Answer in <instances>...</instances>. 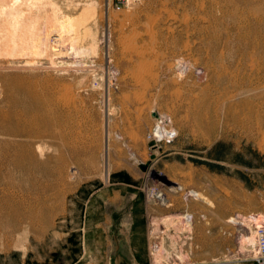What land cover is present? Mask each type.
<instances>
[{
	"label": "rangeland",
	"instance_id": "obj_1",
	"mask_svg": "<svg viewBox=\"0 0 264 264\" xmlns=\"http://www.w3.org/2000/svg\"><path fill=\"white\" fill-rule=\"evenodd\" d=\"M85 1L45 0L28 14L40 9L48 33L54 13L78 18L94 2L96 48L75 22L64 34L90 48L83 55L67 41L53 56L0 54V73L32 89L29 136L0 141L33 152L24 173L0 159V218L18 225L0 223V264H245L254 246L240 236L264 215V0ZM157 113L173 137H156ZM178 217L193 231L166 227ZM157 222L171 234L161 258Z\"/></svg>",
	"mask_w": 264,
	"mask_h": 264
},
{
	"label": "bare ground",
	"instance_id": "obj_2",
	"mask_svg": "<svg viewBox=\"0 0 264 264\" xmlns=\"http://www.w3.org/2000/svg\"><path fill=\"white\" fill-rule=\"evenodd\" d=\"M44 1L45 0H0V54H9V55L19 54V55H23V54H28L27 52L30 51L31 49H35L34 51L32 50L33 53L40 51L41 53H46L49 56H53L57 52L56 51L57 48L54 49V45L61 44L62 46H65L62 43L67 41V44L70 45L69 47L73 50V52L75 53V56L83 55L87 51H89L90 48L82 46L79 43V40H80L79 36H75V37L71 36V37H69V40L68 39L66 40V38L68 36L65 38V34H66L65 32H70L72 30L76 31V29L79 28L77 25H75V22L83 24V26H84V35L83 36H85V34L88 37L90 36V38H92L91 42H94L92 48H96L97 44H96L95 41H96V36L97 35L95 36V33H94L95 31L94 32L92 31V26H91V24L88 23L89 20L91 18H93L94 15H95V13L93 15V12H95V3L94 2L90 1L88 4H86L85 7H84V5H85V3H84V5H82L84 8H83V10H81L82 12H80V15L78 16V18H73L72 17L73 15H72L71 17H66L63 20H59L57 14L54 13L55 16L53 14L54 18L52 17L53 20L51 19V21H53L52 22V23H54L53 25H56L58 27H55V26H53L51 24H50V26L58 28V30H60L61 32L59 31L60 34H58L59 35L58 37L52 38V36L50 35L49 32H51L55 28H53L52 30L49 31L48 28L45 27L49 31L48 33H45L44 32L45 30L43 29L44 28L43 25H42V27H40L41 26L40 23H39L40 26L37 25L38 24L37 21H39L40 15H41L39 13L40 9L38 10L39 16L38 17L36 16L37 18H34L35 16L33 17V16H30L28 14V9H30L31 7H34L36 5H40V4L43 5V3H46ZM47 1H50V3L52 2V0H47ZM137 1H139V0H137ZM84 2H86V1L84 0ZM70 3L67 4V5H70ZM81 3H80V5H81ZM57 5H59V4H57ZM202 5H203V3H202ZM96 7H98L97 4H96ZM42 8H44V7H42ZM218 8L220 10H222V9H224V5H220ZM36 9H37V6H36ZM31 10H33V9L31 8ZM53 11H54V9H53ZM107 11H109V3L106 6V12ZM47 12H48V10H47ZM229 12L230 11H228V14H229ZM44 13H45V10H44ZM48 14H50V13H48ZM231 15H234V14L231 13ZM41 16H43V15H41ZM74 17H76V16H74ZM108 17H109V15H108V13H106L107 20H108ZM261 18H264V17L263 16L259 17L257 15V18H255V20H259ZM96 20H97V18L93 22H95ZM241 21H242V17H240L238 19V21H235L234 27L236 28V30L238 29L237 24L239 25L238 22H241ZM46 23L47 22H45V24ZM47 26H48V24H47ZM79 26L81 27L82 25H79ZM94 26H95V24H94ZM74 27H75V29H74ZM208 27L209 26H207L205 28H208ZM58 30H54V31L57 32ZM148 30H150V27H149ZM152 32H153V30H152ZM74 33H76V32H74ZM152 35H153V33H152ZM130 36H129V38H130ZM88 37H86V38H88ZM82 42H85V41H82ZM151 42H152V40H151ZM53 43H55V44L53 45ZM65 44H66V42H65ZM129 45L131 46V44H128V46ZM70 48L67 47V49H70ZM92 48H91V52H93V54H95L94 52L96 50L92 51ZM217 51L215 53L219 52V51L218 52ZM59 53L61 54L62 50ZM29 56H30V54H29ZM31 56L33 57V55H31ZM223 57H224V51H221L218 54V57H217L218 64L216 66V69H225V65H224V62H223ZM29 61H30V59L28 60V63H30ZM109 61H110V59H109ZM184 64H186V61H184V59L182 57L176 58V62H175L174 66H176V67H178V69H180L179 70L180 73L178 74L179 76H182L184 74V71L186 69ZM71 65L74 66L73 63L70 64L69 66H71ZM138 67H140V66H138ZM45 68H48V67L45 66ZM55 68H56V66H55ZM78 68H80V67H78ZM84 68H81V69H84ZM141 73H143V72H141ZM25 81L26 80H25L24 76H22L21 74H10L8 76H5L4 74L0 73V88L2 89L3 95L6 96V100L9 101L8 108H0V134L1 135L12 136V137H15V138H20V137L23 136L26 139V137L29 136V134H30L29 130H30V128H32V124H31V121H30V118H29L28 111H30L29 109H31V107H32V103H31V100H30V97L32 95V89H31L30 83H27ZM195 103L192 104L193 107L194 106L197 107V104H195ZM220 104L221 105H225V103L223 104V102L220 103ZM218 105H219V101L217 103H214L215 107H218ZM231 112H232V109L228 108V109L225 110V115L227 116V113H228L231 117H233L236 120L237 117H238L239 112L238 111L233 112V113H231ZM156 117H157V120H158L157 122L159 123L157 125V128L155 129V133L157 134L156 137H158L159 139L165 138V137L166 138L173 137L174 130L173 129H168V128H166L165 126H163L161 124V123L165 122L164 115L161 114V113H157ZM239 120L240 119H238V121ZM239 122H241V120ZM25 139H24L25 143L20 142V143H16V144L12 143V141L8 140V139H4L3 141H0V159L2 160L1 162L5 166H10V165L14 166L15 169L19 170L22 173L27 171V166L23 162L24 158H26V157L30 158L32 156V153H33L31 145ZM40 149L42 150V148H40ZM108 170L109 169H108V165H107V170H106L107 174H108ZM74 175H76V174H74ZM157 197L161 201H164V202L166 201L165 198L160 193L158 194ZM156 221H158V220H156ZM164 221L167 223L166 227H168V225L170 224V225L173 226V228L176 231H183V230H186L188 232L193 231V227L191 225V217H187L185 223H183L184 222L183 219L181 220L179 217L178 218H171L169 220H165L164 219ZM175 222H176V224H175ZM245 222L247 223V219H245ZM0 223L2 225H4V226L5 225H9V227L13 226V227L17 228V226H18L14 222H10V221L4 220L2 218H0ZM254 224L256 226L264 224V215H258V216H255V217L251 218V221L248 224L249 227H250V230L247 231V229H244L243 234L240 236V244L242 246V249H245V246H247V245H252V246H254V250H255L256 234H255V231L253 229ZM167 233H168L169 236H171V234H169V232H167V230H165V229L163 230L162 227H160V224L158 222L156 224H154V229H153L152 234L154 236H159L161 238L160 242H162L161 246H160V244H155V251H156L157 255H160V258L162 256V253H164V251H166V249H165V247L163 245V240L165 239ZM254 250H253V252H254ZM156 257H158V256H156ZM180 258H182V257L180 256Z\"/></svg>",
	"mask_w": 264,
	"mask_h": 264
},
{
	"label": "built area",
	"instance_id": "obj_3",
	"mask_svg": "<svg viewBox=\"0 0 264 264\" xmlns=\"http://www.w3.org/2000/svg\"><path fill=\"white\" fill-rule=\"evenodd\" d=\"M137 0H118L117 9H121L122 6H128L133 4ZM256 234V246L253 255L245 264H264V224L259 225L255 229ZM186 264H197V263H186ZM204 264H219L218 262H208Z\"/></svg>",
	"mask_w": 264,
	"mask_h": 264
}]
</instances>
